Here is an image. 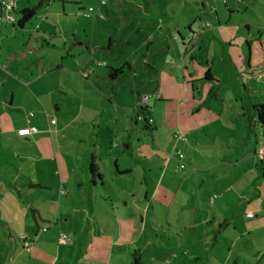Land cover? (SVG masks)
Segmentation results:
<instances>
[{
    "label": "crops",
    "instance_id": "obj_1",
    "mask_svg": "<svg viewBox=\"0 0 264 264\" xmlns=\"http://www.w3.org/2000/svg\"><path fill=\"white\" fill-rule=\"evenodd\" d=\"M5 1L10 2L12 10L8 12L0 5V88L3 96H12V103L0 98V148L6 141L20 144L23 148L9 145V149L15 150L12 160L23 161L30 169L23 171L15 162L5 164L28 186H10L6 176L12 171L0 169V264H129L134 250L140 252L142 264H190L189 256L204 257L205 264H215V259H221L220 264H262L264 129L258 123L254 108L264 107V0H207L208 15L205 3L196 2L201 19L192 7L196 23L190 19L191 23L184 24L183 29L180 25L168 29L165 45L162 41L158 46L169 50L172 40L175 47L181 45L184 54H189L192 70L183 67V73L175 76L161 73L155 88L147 91L161 93L160 100H153L154 106L150 109L152 131L141 127L151 135V142L158 145L159 163L151 168L148 164L142 166L147 179L143 175V179H134V170L119 167L115 159L111 181L119 184L117 188L106 182L98 165L102 159L97 150L101 148L97 133L96 139L89 140L99 155L96 152L70 154L71 146L77 147L87 140L71 135L73 124L99 127L98 110L85 108L84 103V88L90 89L85 85L90 84L89 74L94 73L88 71L86 63L95 59L94 54H90L88 61L82 59L84 47L88 48L80 20L84 16L85 0ZM31 8H36L35 16L19 27L20 12ZM99 10L102 12L101 7ZM18 32L21 40L15 45H3L9 37L17 40ZM173 34L177 36L172 37ZM107 41L110 44L111 38ZM90 42L93 46V38ZM108 47L111 51V46ZM18 60L20 63L15 67ZM110 66L105 62L104 68ZM119 69L130 72L131 64L125 61ZM119 77L109 79L111 95L117 106L126 111L122 118L125 125L130 130L139 129L140 115L136 107L123 103L115 89ZM17 92L24 103L15 107ZM136 92L139 97L140 91ZM174 98L178 103L190 101L193 105L181 108L179 104L173 108V131L163 148L158 140L164 143L167 132H163V127L158 129L157 119L163 122L166 114L158 111L156 105ZM11 109L28 112L26 120L20 125L12 123V115L7 113ZM51 120L55 121L54 126ZM29 127L36 128L37 132L28 136L17 134L18 130ZM176 134L181 138H173ZM113 137L117 139L114 146L118 148L121 144L122 147L117 158L121 153L132 157L133 136L129 130ZM149 150L144 144V151ZM177 152L182 154V170L178 169V160L172 157ZM91 156L95 158L102 182H92L87 175ZM137 157L150 161L144 154ZM78 163L81 174L75 173ZM84 172L90 180L88 197L85 203L82 200L78 203L69 195L80 192ZM150 172L157 174L155 181H148ZM71 180L76 186L67 187ZM144 184L147 185L145 193ZM98 187L110 203L112 214L108 216L103 211L99 213L101 216L95 212L92 201L102 198ZM26 188L29 194L23 197L21 193L25 194ZM136 190L142 193L141 200L134 196ZM120 192L131 196L124 198ZM48 203L52 211L46 212L43 205ZM155 204L162 207L163 215L158 213L153 219ZM117 205L124 212L117 213ZM98 206L103 209V204ZM160 219L161 229L168 238L159 234L162 239L155 244L145 237L148 262L144 260V234L148 230L155 232L153 226ZM45 224L47 231L42 232ZM61 233L68 234L72 245L77 242L78 250L66 248L67 245L61 247L58 242ZM88 241H96L91 251L86 248ZM150 247L155 251L152 254H149Z\"/></svg>",
    "mask_w": 264,
    "mask_h": 264
},
{
    "label": "rangeland",
    "instance_id": "obj_2",
    "mask_svg": "<svg viewBox=\"0 0 264 264\" xmlns=\"http://www.w3.org/2000/svg\"><path fill=\"white\" fill-rule=\"evenodd\" d=\"M92 3H89V0H85V11L83 14L87 12L88 4H92L93 8L101 7L102 12L105 16V20H97L96 18L91 15L89 18H86V16L81 15V25H83V28L85 29V34L83 36L85 37L86 44L88 45V48L84 47V54L85 56L82 58L84 61H88L91 59L90 54L95 55V59L92 58L91 62L86 63V67H89L88 71H94V73H90V84H87L85 86H90V89H85V108H92L98 110V128H94L92 125H88L86 127H79L77 124H73V126L70 128V132L72 136L75 137H82L86 141L82 143H78L77 147L72 148L70 150V154L76 153L77 155H82V153H85L87 155L90 154V152H96L95 149L92 148V140H89V138H95V133H97V142L100 144L101 148H98L97 150L100 152L99 158L102 159V162H98V165L103 171L104 177L106 182L110 183L112 186L117 188L119 184L115 181H111L113 178L114 171V161L115 159H118L119 161V167L128 166L131 167L134 170V179L139 178L143 179L146 178L145 176V168H144V174L142 170V166L147 165L148 167H154L155 163H159L157 155H160L158 153V145H154L151 142V135L144 133V130H142V122L139 124V129H131L130 127L125 125L124 121H122L123 114H126V111H123V108H119L117 106V102H115V98L111 95V84L112 82L109 80V74H108V68H104L105 62L109 63L112 68L119 69L125 61H128L129 64H131V71L127 72L124 71L121 78L117 79L115 83V89L118 91V95L123 101V103H127V105H132L134 107H137L139 105L138 101V95L137 90L140 91V95H143L145 92L150 91L151 87L155 88L157 77L163 73L166 75H181L183 73V67H189L192 70V66L189 61V54H184V49L181 45H177V47L174 46L173 40L171 41V47L169 50H166L165 46L162 48L158 46L159 42L165 41L169 34L168 29L172 28H178L179 25L183 29V25H187L191 21L195 22L197 20L193 19L194 14L192 11V7L195 8L196 11H198V15H200L199 6L197 3H201L202 1L207 6V15L209 11L210 4L207 0H100L104 1L105 5H99L97 4V0H90ZM209 4V6H208ZM105 8H107L108 12L105 14ZM190 10V11H189ZM200 15V19H201ZM196 23V22H195ZM10 24V22H9ZM199 24V22H197ZM203 26V22L201 23ZM187 27V26H186ZM161 28V30H160ZM174 33V29L172 30ZM171 32V33H172ZM181 33H185V31H181ZM176 34H173L175 36ZM17 40L13 37H9L8 39H5L3 42V45H7V43H12L15 45L16 42L21 40L19 32L16 33ZM177 36V35H176ZM111 38L110 44L108 43L107 39ZM191 37V36H190ZM93 38V46H91L90 40ZM151 42V44H148ZM70 43V41H69ZM111 46V51L109 50L108 46ZM95 47H99L101 49H95ZM176 48H178V52H176ZM54 48H51L53 51ZM65 50H63L64 52ZM184 54V55H183ZM152 56L154 59V62L152 61ZM182 56L183 59H182ZM59 58V57H58ZM186 62L184 63V61ZM99 61V62H97ZM16 66L18 67L20 60L16 62ZM98 64H101L102 66H97ZM104 65V66H103ZM87 69V68H86ZM85 70V68H84ZM1 72V71H0ZM15 72V71H14ZM1 75V74H0ZM96 75H100V77H97ZM140 82L137 84V82ZM78 85L82 88L83 84L78 79ZM84 86V87H85ZM131 87V89H130ZM2 89L0 88V98L4 97L5 101H7L9 104L12 103V96L5 94L3 96ZM19 91V89H17ZM147 94H151L150 92H147ZM145 95V94H144ZM105 97H108L107 99ZM25 98V96H23ZM109 98L110 99L109 101ZM164 99L161 102H165V104H161V106L156 105L158 111H160L162 114H166V118L162 122L161 119H157L158 122V129L164 130L163 132H167L165 135L167 138L163 141L158 140V144L160 147L166 148L165 144L169 142L171 139L170 135L172 133V121L174 120V107L181 105V108L184 106L189 107L192 103L190 101H182L181 103H178L177 100H172L170 102L165 101ZM169 100V99H168ZM20 102H23L22 96L16 94L15 100H14V106H18ZM193 105V104H192ZM78 105H76L77 107ZM150 109L154 106V101L151 99L148 101L147 105ZM70 108L72 106H69ZM7 113L12 115V118L10 119L12 123L15 124H21L23 121L26 120V114L28 112H24L23 110H16L11 109L8 110ZM119 117L121 118V122H118ZM117 119L115 122L114 120ZM5 122V121H4ZM7 123V122H5ZM164 123V124H163ZM128 131L131 133V136H133L132 145H133V156L130 157L129 155L121 153V157L117 158L119 156V153L121 152V144L118 145L119 147L116 148L113 143L117 142V139H114V135L121 136L123 135L124 131ZM140 141V142H139ZM121 142V141H120ZM144 144H146L147 147L150 148L149 151H144ZM10 146H16L21 148L22 146L20 144H17L14 141H6L4 142V146L0 148V169H10L8 165L9 163H16V165H19L23 171H28L30 167L27 163L18 161L17 159L12 160V157L15 156V150L9 149ZM167 145V144H166ZM23 148V147H22ZM162 148V149H163ZM28 149V148H27ZM100 149V150H99ZM109 154L110 156H105ZM144 157H148L150 161H145L143 159H140L137 156L143 155ZM182 160V159H181ZM183 161V160H182ZM80 163H78V169H75V173L81 174V168ZM23 166L25 168H23ZM87 170V175L89 176V170ZM138 173L141 175L139 176ZM78 174H75L78 176ZM143 175V176H142ZM149 182L155 181L157 174L154 172H150L149 174ZM19 175L18 173L12 171L9 172V174L6 176V179L10 186H28L26 182L18 179ZM147 179V178H146ZM90 180L86 178V174L84 172L83 174V187H79L80 192L77 193H70V197L76 198V202L81 203L80 200L85 203L86 197H88V191L87 187H89ZM70 186H76L75 181L71 180L70 183L67 185V187ZM148 186H151V183H148ZM99 188V187H98ZM100 189V188H99ZM144 193L147 192V185L144 184ZM25 194L21 193V196L26 197L28 193V189H25ZM98 190V189H97ZM101 190V199L99 197H94L96 199H93V204L95 205V212L98 211L97 214H101V211L104 212V215L108 216V214H112V210L110 207V203L108 200L105 201V192ZM121 193V192H120ZM142 193H140L138 190L134 193L135 197H139L140 200L142 199ZM97 195V194H96ZM122 197L125 198V196H131L130 193H121ZM133 195V194H132ZM81 196V198H79ZM53 197L55 200H57V195L53 193ZM7 200L10 199V195H6ZM64 203L67 202L66 197L63 198ZM155 201L158 203L159 201L155 199ZM103 204V209H101L98 204ZM141 204V203H140ZM138 204V205H140ZM145 205V204H144ZM50 204L43 205V210L46 212H49L52 209L49 207ZM118 211L117 213L124 212V208L120 205H117ZM162 207L158 204L154 205L153 210V219H155V216L160 213L159 215H163ZM99 214V216H101ZM148 215L151 216V212L148 213ZM162 219H160L159 223L154 225L153 229L155 232L147 231L144 234V260L150 261L149 255L145 252V237H148L150 239V242H154L155 244L157 241H161L162 237L159 236V234H163V237L168 238V234L163 231L162 228ZM23 225V223H22ZM13 227V226H12ZM45 227H48V225H44V228L41 229L42 232H46L47 229ZM162 231V233H161ZM4 232V231H2ZM5 232L7 233V230L5 228ZM66 234V233H62ZM68 236V234H66ZM155 235V236H154ZM69 238V237H68ZM165 239V238H164ZM163 239V240H164ZM173 240V239H172ZM171 240V241H172ZM96 244V241L91 242L88 241V247L89 251L94 249V246ZM66 248H74L75 250H78L77 242L72 245V241L69 238L67 244L60 245L61 247L66 246ZM73 247H70V246ZM223 247L220 248V250ZM150 253L152 254L155 251L153 250V247L149 248ZM172 255L171 252L168 253V255ZM166 257V256H165ZM168 257V256H167ZM169 258V257H168ZM203 259L198 258H192V256H189V262L190 264H205V258ZM215 264H220L221 259H215ZM172 261V260H171ZM76 264V263H74ZM264 264V261L262 262Z\"/></svg>",
    "mask_w": 264,
    "mask_h": 264
},
{
    "label": "trees",
    "instance_id": "obj_3",
    "mask_svg": "<svg viewBox=\"0 0 264 264\" xmlns=\"http://www.w3.org/2000/svg\"><path fill=\"white\" fill-rule=\"evenodd\" d=\"M35 14H36V8L22 10L20 12V18H19V20L17 22L18 26L22 27L23 25L29 23L32 20V18L35 16ZM101 14L103 15V18H99V17H95V18L97 20H103L105 18V16H104L103 12H101ZM87 18H89V17H87ZM125 69L128 70V67L125 66ZM108 74H109V78L110 79H114V78H117V77L121 76L123 74V70L122 69L108 68ZM140 96H142V95H140ZM140 96H139V98H140ZM139 98H138V101L140 100ZM151 99L152 100H160V99H154V98H151ZM151 99H149V101ZM136 110L138 111V113L140 115L139 116L140 118L138 119V122H142L143 128L146 131L151 132L152 129H153V127H152L153 126V119L151 118V110H150V108L148 106H147V108H143V107L138 105L136 107ZM254 112L256 114L258 123L264 129V107H262V106L255 107L254 108ZM149 120H152L151 123L149 122ZM88 170H89V175H90V179H91L92 182H94V181L102 182V176L99 173V170H98V167L96 165L94 156H91V159L88 162ZM129 264H142L141 254H140V252L138 250H134L132 252L131 261H130Z\"/></svg>",
    "mask_w": 264,
    "mask_h": 264
},
{
    "label": "built area",
    "instance_id": "obj_4",
    "mask_svg": "<svg viewBox=\"0 0 264 264\" xmlns=\"http://www.w3.org/2000/svg\"><path fill=\"white\" fill-rule=\"evenodd\" d=\"M1 6L4 7L8 12H10L12 10V5L10 4V2H7V1H1L0 2ZM104 4V1H100L99 2V5H103ZM86 17H90L91 15H93V17H99V18H103V15L101 14L100 10H99V6L97 9H94L92 7H89L87 9V12L84 14ZM8 20H11L10 17L8 16L7 17ZM98 66H102L101 64H98ZM151 98H154V99H160L161 98V93L159 91L157 92H154L152 94H145V95H142L140 96V100H139V106L143 107V108H147V105H148V101L149 99ZM152 120H149V122L151 123ZM51 125L54 126L55 125V121L54 120H51L50 121ZM37 130L36 128L34 127H29V128H23V129H20L17 131V134L19 136H28V135H31V134H34L36 133ZM173 138L175 139H179L181 138L180 135H174ZM172 157L176 158L179 162V166H178V169L179 170H182L184 168V165L182 162V154L180 152H177L176 155H173ZM251 215V214H250ZM21 240L24 242V245L25 246H28V244L26 243L25 238L22 237ZM69 238L66 234H60L59 235V239H58V242L59 244L61 245H65L67 244Z\"/></svg>",
    "mask_w": 264,
    "mask_h": 264
}]
</instances>
